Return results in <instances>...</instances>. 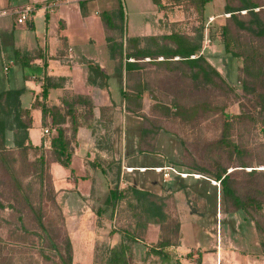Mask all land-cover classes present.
<instances>
[{"label":"rangeland","instance_id":"374dc122","mask_svg":"<svg viewBox=\"0 0 264 264\" xmlns=\"http://www.w3.org/2000/svg\"><path fill=\"white\" fill-rule=\"evenodd\" d=\"M113 1L122 4L125 34L134 36L142 16H147L153 4L150 0L106 3L113 8ZM229 4L240 6L238 0H229ZM184 6L180 9L185 13L184 20L176 30L193 38L201 32L208 35L212 42L208 47L216 55L210 65L223 82L214 80V86L193 87L181 71L143 66L138 76L145 85L143 116L117 112L106 116L105 123L94 125L93 133L107 153L104 166L108 185L107 190L93 194L95 201L88 206L93 215L87 209L83 214V207H78L80 204L73 198L57 200L53 179L45 172L38 179L39 172L33 164L38 155L14 149L13 134L8 131L6 154L15 159L13 168L19 185L13 184L0 165V201L5 207L0 210V264H62L60 256L67 241L71 243V264H107L109 250L121 244L129 248V264H166L151 252L152 247L165 241L173 246L165 250L171 258L168 264H201L204 255L210 264H234V252L245 264L244 257L259 256L261 237L253 222L241 212L226 213L219 184L197 169L232 172L244 194L264 185V104L252 96L253 90L264 94V39L237 27L229 21L228 14L213 22L192 10L190 2ZM238 15L240 21H247L244 11ZM261 17L264 21V7ZM210 23L211 27L206 28ZM224 25L229 29L227 41L231 49L256 51L257 66L260 61L263 72L254 75L253 80L245 76L244 67L249 65L243 56L226 54V37L221 35ZM99 30L91 32L96 45L89 54L101 56L107 54V48L97 44L101 39ZM5 75L0 73L2 79ZM244 80L248 90L241 84ZM128 87L137 89L133 80L125 89ZM29 100L27 93L23 108L28 107ZM176 106L177 112L166 114V108ZM225 115L232 118L226 120ZM36 133L37 130L33 135ZM70 137L67 136L69 142ZM242 164L250 168H239ZM168 167L187 177L171 174L165 179L154 171ZM251 170L259 175L247 176ZM129 188L146 195L139 196ZM111 189L124 192V198L113 208L105 203ZM156 207L163 218L153 215ZM31 208L41 211L46 235L38 230ZM258 218L264 221V207ZM195 242H199L203 253L193 247Z\"/></svg>","mask_w":264,"mask_h":264},{"label":"crops","instance_id":"0c3cea01","mask_svg":"<svg viewBox=\"0 0 264 264\" xmlns=\"http://www.w3.org/2000/svg\"><path fill=\"white\" fill-rule=\"evenodd\" d=\"M106 1L0 0V12L10 13L24 7H30L33 10L32 16L24 24H17L16 16L13 15L0 18V73L4 72V67L9 68L7 72H4L5 78L0 77V84H4V90L0 92L23 90L21 105H23V96L29 93L28 107L24 109H31L35 99L40 96L46 80L50 79V84L53 85L52 87L56 85V88L48 90V96L44 102L48 108H56L61 112L67 111L68 107L64 105V101L71 103L74 97L88 98L91 102V116L87 113L88 108L83 104L74 103L72 107L71 111L79 124L74 137L71 136L68 117L63 126L67 136L72 138L70 168L65 169L57 163H51L49 169L57 200L73 198L80 204L78 207H83L81 210L83 214L86 209L89 210L88 206L94 203L93 194L107 190L108 185L106 177L108 171L104 166L107 153L99 145L100 139L97 140L93 133L94 125L105 123L106 116H115L117 112L131 115L125 112L122 96V92L126 90V75L124 69H118L117 61L109 53L105 26L101 19L105 13L113 15L115 27L123 28L125 33L126 21L123 19L122 22L118 16L120 11L123 13V7L121 2L113 1L114 7L111 8L112 4ZM168 4L170 6L168 12L154 5L151 8L148 7L149 13L147 16H142L141 25L134 30V36L125 34L126 37L140 39L160 37L179 28L178 24L184 20L185 13L180 10V6H172L174 5L172 2ZM224 8L225 0H212L205 6L204 14L208 20L211 19L214 22L225 14ZM139 10L142 15H145L144 9L139 8ZM124 16L123 13V18ZM212 23L206 28H210ZM95 29H100L101 39L97 44L106 46L107 54L105 55L89 54V49L96 45L91 36V32ZM205 38H209L206 33L205 36L202 35L198 56L201 55L211 64L216 55L211 46L204 45ZM87 62H91L107 75L106 88L89 84ZM11 85L16 88H7ZM32 117L33 126L28 130L29 140L33 147H42L43 150L49 151L51 145L48 148L44 147L45 138L42 136V130L51 128V118H47V127L43 128L42 115L38 108L32 111ZM35 130L37 133L34 136ZM50 139L51 136L49 143ZM112 165L118 166V163ZM107 197L108 195L105 200ZM89 212L93 215L91 210ZM193 247L199 250L201 245L195 242ZM199 252L203 253L204 250L200 249ZM233 254L234 264H242L237 259L238 254L236 252ZM244 258L245 264H264V257L260 255ZM204 259L205 255L201 264H210Z\"/></svg>","mask_w":264,"mask_h":264},{"label":"trees","instance_id":"16d2710c","mask_svg":"<svg viewBox=\"0 0 264 264\" xmlns=\"http://www.w3.org/2000/svg\"><path fill=\"white\" fill-rule=\"evenodd\" d=\"M150 1L158 9L165 10L166 12L170 9L168 4L170 2L174 3L172 6H180L181 9L190 2L192 10L202 15L204 14L205 6L212 0ZM225 1L226 5L224 11L225 14L229 15L228 19L230 22L240 29L248 31L256 38L264 39V21L261 17L262 8L264 7L262 0H238L240 3L238 7H232L229 4V0ZM256 9L258 12H255ZM242 11H244L245 15L248 17L246 22L240 21L238 13ZM118 16L123 22L122 11H120ZM114 18L113 15L106 13L101 16L105 26L106 42L109 53L111 57L117 61L118 69H124L127 84L133 80L135 88H137L134 90L128 87L122 92L126 113L136 117L143 116L141 115L142 89L145 85H142L141 80L138 81V76H140L144 65L162 68L170 72L181 71L193 84V87H200V85L210 87L214 86V80L222 81L221 75L206 61V59L201 55L198 56L201 49L202 32L195 38L178 30H172L170 33L160 37H148L143 39L129 38L126 37L123 28L117 29L115 27ZM221 30L222 37H226V41H224L226 54H231L232 57L243 56L245 62H248L249 67L245 66L243 70L246 78L253 80L255 78L254 75L257 76L259 72H263L260 61L259 66H257L258 58L256 51L254 49L240 50L239 52L234 51L229 47L231 44L227 41L230 34L228 26L224 25ZM233 46L236 45L234 44ZM192 57H194V59H192ZM86 64L89 70V84L99 88H106L108 80L107 75L103 74L91 62H87ZM49 81L50 79L46 80L40 96L35 99L31 109H24L21 105L20 99L24 93L23 90L0 92V165L15 186L19 185L13 168L15 159L8 158L6 154V133L8 131L13 134L14 149L23 153L34 152L38 155L33 163L39 172L38 179L40 180V176L45 172L52 180L49 170L51 163H57L65 169L70 168L71 165L72 152L70 149V142L67 138L66 129L63 126L66 124V118L68 117L71 136L74 137L79 127L77 119L71 111L74 103L85 105L86 108H88L87 113L90 114V116L92 115L91 102L88 98L83 97H74L71 103L64 101V105L68 107V110L64 112L56 108H48L44 103L48 96V90L56 88V85L52 87L53 85H51ZM241 84L244 89L248 90L246 80L242 81ZM252 96L258 99L259 103L264 104V94L253 90ZM36 108L41 111L43 128L47 127V118H51V148L49 151L43 150L42 147H33L28 137V130L33 126L32 111ZM177 109V106L169 109L166 108V114H171L172 111L177 112ZM224 117L226 120L232 118L229 115H225ZM238 167L241 169L250 168L246 164H242ZM197 172L204 174L209 179L219 184L226 213L241 212L253 222L256 231L261 237L259 255L264 257V221L258 218V215L264 207V185L255 186L251 193L244 194L240 191L238 183L233 178L234 174L232 172L227 173L225 169L216 171L197 169ZM256 175H259L256 170H251L247 173V176ZM129 190L139 196L146 195V193L144 194L134 188H129ZM123 198L124 192L111 189L105 203L107 206L113 208ZM24 201L26 204H30L29 199L25 196ZM9 208L12 207L9 206ZM4 209L5 207L0 201V210ZM156 209L157 211L153 215L163 218L160 209L158 207H156ZM31 210L34 212L38 230L46 235L47 230L43 222L41 211H35L33 208H31ZM171 247L173 246L169 241L159 242L157 246L152 247L151 252L153 255L159 257L163 263L168 264L171 258L165 254V250ZM128 252L129 248L125 244H121L118 248L109 250L107 264H129L127 259ZM60 260L62 264H71L72 249L69 241H67L64 253L60 256Z\"/></svg>","mask_w":264,"mask_h":264},{"label":"built area","instance_id":"2783aa9c","mask_svg":"<svg viewBox=\"0 0 264 264\" xmlns=\"http://www.w3.org/2000/svg\"><path fill=\"white\" fill-rule=\"evenodd\" d=\"M33 14V10L30 7H24L18 10H14L10 13H7L6 11H2L0 12V18L1 17H5L7 15H13L16 16V22L17 24H24ZM204 44L205 45H209L210 44V39L209 38H205L204 40ZM192 59H194V57H192ZM9 70L8 67H4L3 71L7 72ZM51 134V130L50 129H43L42 130V136L43 138H45V141L43 142L44 147L48 148L50 143H49V137ZM155 172L161 173L163 175V177L166 179L168 178L171 174H175L176 176H179L181 178H186L187 174H183V173H179L177 171H175L173 168H154ZM193 178H200L199 175L196 174H192Z\"/></svg>","mask_w":264,"mask_h":264}]
</instances>
